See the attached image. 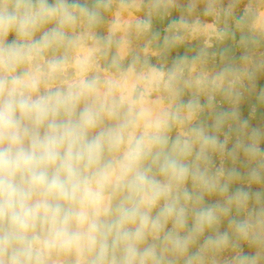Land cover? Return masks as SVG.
I'll return each instance as SVG.
<instances>
[{
    "label": "clouds",
    "instance_id": "1",
    "mask_svg": "<svg viewBox=\"0 0 264 264\" xmlns=\"http://www.w3.org/2000/svg\"><path fill=\"white\" fill-rule=\"evenodd\" d=\"M114 3L0 0V264H264V59L125 65L174 5Z\"/></svg>",
    "mask_w": 264,
    "mask_h": 264
},
{
    "label": "rangeland",
    "instance_id": "2",
    "mask_svg": "<svg viewBox=\"0 0 264 264\" xmlns=\"http://www.w3.org/2000/svg\"><path fill=\"white\" fill-rule=\"evenodd\" d=\"M121 2L126 5L139 4L140 8L122 10L119 8ZM156 2L163 5L168 4L169 0H115L107 19L113 20L117 11L122 20L128 19L130 14L147 18V5ZM172 3L173 7H161L152 14V28L147 36L137 38L134 32L130 34L131 43L125 49V65L137 57L138 66L147 62L166 71L180 57L191 60L203 53L206 54L205 61L196 65V71L212 74L238 60L245 49L254 53L257 61L264 59V0H172ZM181 17L189 25L188 30L181 32L185 39L180 45L166 49L164 37L168 35V26ZM99 31L106 35L107 27ZM114 52L115 48L110 55ZM261 89H264V69L257 74L255 92L250 95L246 93L243 105L245 116L251 114L254 124L264 125V104L257 98Z\"/></svg>",
    "mask_w": 264,
    "mask_h": 264
}]
</instances>
